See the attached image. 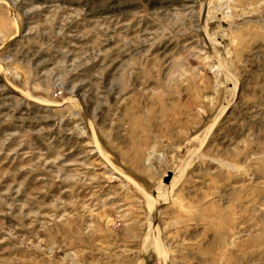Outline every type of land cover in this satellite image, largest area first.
Returning a JSON list of instances; mask_svg holds the SVG:
<instances>
[{
	"label": "rangeland",
	"instance_id": "obj_1",
	"mask_svg": "<svg viewBox=\"0 0 264 264\" xmlns=\"http://www.w3.org/2000/svg\"><path fill=\"white\" fill-rule=\"evenodd\" d=\"M212 1L0 0V264H264V0Z\"/></svg>",
	"mask_w": 264,
	"mask_h": 264
},
{
	"label": "water",
	"instance_id": "obj_2",
	"mask_svg": "<svg viewBox=\"0 0 264 264\" xmlns=\"http://www.w3.org/2000/svg\"><path fill=\"white\" fill-rule=\"evenodd\" d=\"M171 178H172V176H171V174L168 176V178L167 179H165V183H169L170 182V180H171Z\"/></svg>",
	"mask_w": 264,
	"mask_h": 264
},
{
	"label": "bare ground",
	"instance_id": "obj_3",
	"mask_svg": "<svg viewBox=\"0 0 264 264\" xmlns=\"http://www.w3.org/2000/svg\"><path fill=\"white\" fill-rule=\"evenodd\" d=\"M213 1H214V0H213ZM213 1H212V2H213Z\"/></svg>",
	"mask_w": 264,
	"mask_h": 264
}]
</instances>
